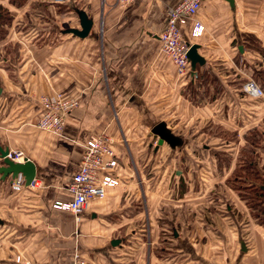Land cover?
Returning a JSON list of instances; mask_svg holds the SVG:
<instances>
[{"label":"crops","instance_id":"1","mask_svg":"<svg viewBox=\"0 0 264 264\" xmlns=\"http://www.w3.org/2000/svg\"><path fill=\"white\" fill-rule=\"evenodd\" d=\"M181 1L0 0V148L41 183L14 192L0 175V264H264V225L226 185L246 136L264 134V98L242 92L249 78L264 89V0L203 2L201 36L180 29L203 59L184 78L158 41ZM78 11L85 37L65 32ZM55 94L78 102L60 135L35 126ZM160 123L175 144H157ZM95 134L113 139L120 184L76 218L53 204Z\"/></svg>","mask_w":264,"mask_h":264},{"label":"built area","instance_id":"2","mask_svg":"<svg viewBox=\"0 0 264 264\" xmlns=\"http://www.w3.org/2000/svg\"><path fill=\"white\" fill-rule=\"evenodd\" d=\"M48 4L60 5L69 0H39ZM137 0H118L122 6L130 5ZM207 0H182L167 12L166 27L158 36L161 53L174 65L179 77L189 76L192 71L187 58L190 42L184 39L180 29L190 24L191 38L200 37L203 25L197 20V12ZM242 92L253 99H263L264 89L253 79H247ZM40 111L35 126L42 131L60 135L64 129L65 118L78 105L75 98H65L60 94L42 96L39 99ZM264 130V126H263ZM113 139L106 134L91 135L84 145L80 167L68 184L67 201L55 202L53 208L72 213L76 218L93 200H103L107 190L119 186L118 159L113 149ZM7 158L14 162H23L20 151L8 152ZM41 183L33 178L28 184L24 178H14L10 182L12 191L22 189L36 190ZM16 262L20 258L16 257ZM71 264H91L79 254H75Z\"/></svg>","mask_w":264,"mask_h":264},{"label":"trees","instance_id":"3","mask_svg":"<svg viewBox=\"0 0 264 264\" xmlns=\"http://www.w3.org/2000/svg\"><path fill=\"white\" fill-rule=\"evenodd\" d=\"M7 19V12L0 8V29L1 24ZM263 141L264 134L258 131H253L246 136L245 145L238 154L236 168L227 179L226 185L238 194L248 209H251L253 218L264 225V165L258 164L259 155L262 151L264 152ZM244 194H254L255 203L249 204Z\"/></svg>","mask_w":264,"mask_h":264},{"label":"water","instance_id":"4","mask_svg":"<svg viewBox=\"0 0 264 264\" xmlns=\"http://www.w3.org/2000/svg\"><path fill=\"white\" fill-rule=\"evenodd\" d=\"M77 15L79 18L80 29H69L65 32L74 34L78 37H85L91 29L92 21L87 18L83 11H78ZM198 47L199 46L197 44H192L187 52V58L192 72H194L196 65H201L203 63L202 57L197 52ZM151 134L154 139L158 138V145L162 144V142H167L172 145L177 141L176 137H174L170 131L166 129L163 123L156 125L151 130ZM7 154V150H2L0 148V160L2 162V165L0 166V175L2 179L5 177L14 179L21 174L25 183L28 184L33 178H35L36 168L30 160L25 158L23 162H14L7 158Z\"/></svg>","mask_w":264,"mask_h":264},{"label":"rangeland","instance_id":"5","mask_svg":"<svg viewBox=\"0 0 264 264\" xmlns=\"http://www.w3.org/2000/svg\"><path fill=\"white\" fill-rule=\"evenodd\" d=\"M259 159H260V161H259V166H261V164H263V162H264V152L262 151L261 152V154L259 155ZM257 162H258V159H257ZM245 195V197H246V199L249 201V204H251V203H255V201H256V199H255V197L253 196L254 194H244ZM239 199H241L240 197H239ZM242 200V199H241ZM245 205H246V203H245ZM251 206V205H250ZM252 211H256V210H252ZM249 212H250V214H251V218H253V216H252V212H251V209H249Z\"/></svg>","mask_w":264,"mask_h":264}]
</instances>
